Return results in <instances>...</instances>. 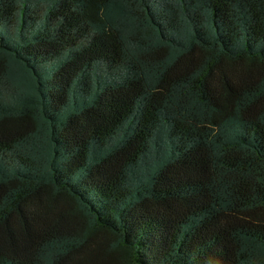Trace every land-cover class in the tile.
Segmentation results:
<instances>
[{
    "label": "trees",
    "instance_id": "obj_1",
    "mask_svg": "<svg viewBox=\"0 0 264 264\" xmlns=\"http://www.w3.org/2000/svg\"><path fill=\"white\" fill-rule=\"evenodd\" d=\"M0 264H264V0H0Z\"/></svg>",
    "mask_w": 264,
    "mask_h": 264
}]
</instances>
